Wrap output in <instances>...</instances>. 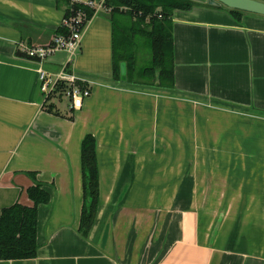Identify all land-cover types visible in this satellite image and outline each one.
<instances>
[{"label": "crops", "instance_id": "0c3cea01", "mask_svg": "<svg viewBox=\"0 0 264 264\" xmlns=\"http://www.w3.org/2000/svg\"><path fill=\"white\" fill-rule=\"evenodd\" d=\"M191 1L173 14V89L130 83L125 62L115 77L113 17L100 10L73 63L91 97L73 111L58 93L49 112L39 72L58 73L67 55L41 63L19 44H51L67 6L0 0V216L33 205L30 173L51 195L39 207L37 257L0 264H264V15ZM138 39L140 70L151 65L139 68ZM89 134L100 202L85 238Z\"/></svg>", "mask_w": 264, "mask_h": 264}, {"label": "trees", "instance_id": "16d2710c", "mask_svg": "<svg viewBox=\"0 0 264 264\" xmlns=\"http://www.w3.org/2000/svg\"><path fill=\"white\" fill-rule=\"evenodd\" d=\"M67 6L65 17L72 10L82 9L88 20L95 15V10L84 7L71 0H58ZM110 10L114 25L113 70L120 78V66L125 62L128 67V81L134 85L155 87L159 81L161 88L173 89L175 86L173 14L176 10L189 11L194 3L191 0H105ZM236 15L242 12L232 10ZM125 18L116 20V15ZM61 27L57 35H66ZM150 39L152 47V64L144 69L137 68L135 42L137 38ZM139 76L141 80L137 81ZM84 87V85H83ZM66 91V85L59 86L60 95ZM44 109L54 112V105L46 101ZM82 172L84 188V207L81 215L80 232L87 238L95 223L100 202L99 165L97 141L91 134L82 142ZM35 184L27 190L31 207L15 204L5 208L0 216V261L34 259L38 255L37 241L39 207L48 205L51 195L37 181V175L28 174Z\"/></svg>", "mask_w": 264, "mask_h": 264}, {"label": "built area", "instance_id": "2783aa9c", "mask_svg": "<svg viewBox=\"0 0 264 264\" xmlns=\"http://www.w3.org/2000/svg\"><path fill=\"white\" fill-rule=\"evenodd\" d=\"M82 4L86 8L95 10H107L105 2L85 1ZM90 22L86 12L82 9L72 10L71 14L64 17L61 27L67 30L66 35L55 36L51 44L42 47H29L23 43L19 44V51L32 60L41 63L46 62L58 53L67 55V63L58 73H51L46 70L39 72L41 91L45 96V102L57 95L59 86L66 85L63 93L70 100V108L73 111L80 110L84 102L91 97L90 88L83 87L86 80L81 78L73 70L74 59L78 56L82 48L83 35Z\"/></svg>", "mask_w": 264, "mask_h": 264}, {"label": "water", "instance_id": "95a60500", "mask_svg": "<svg viewBox=\"0 0 264 264\" xmlns=\"http://www.w3.org/2000/svg\"><path fill=\"white\" fill-rule=\"evenodd\" d=\"M209 4L224 5L233 10L264 15V3L256 0H209ZM122 68L125 69V65H122ZM157 85H159V81H157Z\"/></svg>", "mask_w": 264, "mask_h": 264}, {"label": "rangeland", "instance_id": "374dc122", "mask_svg": "<svg viewBox=\"0 0 264 264\" xmlns=\"http://www.w3.org/2000/svg\"><path fill=\"white\" fill-rule=\"evenodd\" d=\"M138 41L141 43L137 47V55L139 59V68H144L151 65L152 61V47L151 41L148 38H141L139 37ZM69 101L67 99H63L59 106L61 108L68 107Z\"/></svg>", "mask_w": 264, "mask_h": 264}]
</instances>
